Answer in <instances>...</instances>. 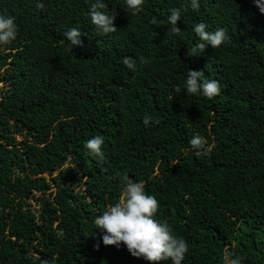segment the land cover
Wrapping results in <instances>:
<instances>
[{"label": "trees", "instance_id": "16d2710c", "mask_svg": "<svg viewBox=\"0 0 264 264\" xmlns=\"http://www.w3.org/2000/svg\"><path fill=\"white\" fill-rule=\"evenodd\" d=\"M94 2L0 0L18 25L0 46V264H153L103 245L94 223L128 179L188 243L182 264H223L225 250L264 264V14L254 0H145L137 15L105 0L117 31L101 36ZM198 23L230 40L198 48ZM73 27L79 46L64 36ZM188 70L219 81L220 95L187 93ZM94 136L103 160L85 148Z\"/></svg>", "mask_w": 264, "mask_h": 264}, {"label": "clouds", "instance_id": "9594fccd", "mask_svg": "<svg viewBox=\"0 0 264 264\" xmlns=\"http://www.w3.org/2000/svg\"><path fill=\"white\" fill-rule=\"evenodd\" d=\"M124 2L126 11L131 12L132 15L144 11L145 0H124ZM254 4L260 13L264 14V0H254ZM107 8L105 0H95L89 9L91 24L95 26L101 36L117 31L115 16L112 12L106 11ZM191 8L198 10L199 0H191ZM181 19V9L173 8L170 10L168 24L173 33H179L180 29L177 24ZM207 27L205 23H198L193 29L201 41L198 48L205 49L210 45L217 49L230 40L224 28L209 31ZM17 35L18 25L15 17L0 13V46L10 44L16 40ZM64 36L66 41L71 42V46H79L82 43V33L79 27L71 28L64 33ZM123 63L129 69H133L135 66L133 60L129 58H126ZM185 88L187 93L201 94L208 99H212L221 93L219 81L204 79L202 71L188 70ZM151 121V117L144 116L143 123L146 126ZM104 142L103 136H94L87 140L85 148L88 150V154L103 160L102 146ZM189 143L194 149H204L207 140L203 136L195 135ZM207 150L210 151V148ZM89 200L91 201V199ZM159 206L157 198L146 192L143 181L128 179L123 185L122 196L119 200L94 220L96 228L102 234L103 245H114L119 248L123 244L131 256L142 257L146 261L153 262V264L169 259H171L172 264H182L189 251L188 243L184 238L175 235L168 223L157 219ZM57 236L63 238V230L58 231ZM43 264H54V262L46 260ZM223 264H244V257L225 250Z\"/></svg>", "mask_w": 264, "mask_h": 264}, {"label": "rangeland", "instance_id": "374dc122", "mask_svg": "<svg viewBox=\"0 0 264 264\" xmlns=\"http://www.w3.org/2000/svg\"><path fill=\"white\" fill-rule=\"evenodd\" d=\"M4 87H5V86H4L3 84H0V91L3 90ZM18 140H19V141H23V138L18 137ZM56 175H57V174H56ZM56 175H55V176H56ZM46 177H47L48 179H51V178H52V177L49 176V175H47ZM35 196L38 197V196H39V193H36ZM28 204H29V206H31L32 209H38V204H37L35 201H30ZM260 239H261L262 241H264V231L261 233Z\"/></svg>", "mask_w": 264, "mask_h": 264}]
</instances>
